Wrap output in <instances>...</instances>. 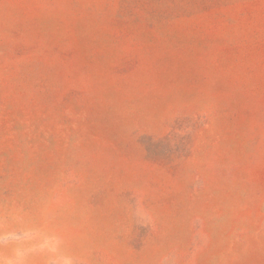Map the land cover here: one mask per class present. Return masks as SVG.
<instances>
[{"label": "rangeland", "instance_id": "obj_1", "mask_svg": "<svg viewBox=\"0 0 264 264\" xmlns=\"http://www.w3.org/2000/svg\"><path fill=\"white\" fill-rule=\"evenodd\" d=\"M72 264H264V0H0V223Z\"/></svg>", "mask_w": 264, "mask_h": 264}, {"label": "clouds", "instance_id": "obj_2", "mask_svg": "<svg viewBox=\"0 0 264 264\" xmlns=\"http://www.w3.org/2000/svg\"><path fill=\"white\" fill-rule=\"evenodd\" d=\"M19 221L0 223V264H36L34 257L54 256L56 246L51 238L38 231L16 228ZM45 264H72L70 258L48 259Z\"/></svg>", "mask_w": 264, "mask_h": 264}]
</instances>
